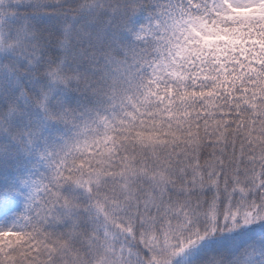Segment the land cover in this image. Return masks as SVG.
<instances>
[{"label":"snow or ice","instance_id":"snow-or-ice-1","mask_svg":"<svg viewBox=\"0 0 264 264\" xmlns=\"http://www.w3.org/2000/svg\"><path fill=\"white\" fill-rule=\"evenodd\" d=\"M0 264H264V0H0Z\"/></svg>","mask_w":264,"mask_h":264}]
</instances>
